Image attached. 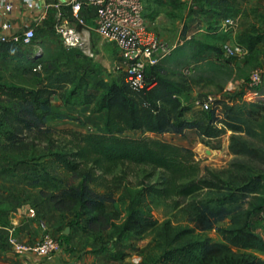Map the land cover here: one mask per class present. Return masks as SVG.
<instances>
[{"label": "rangeland", "instance_id": "obj_1", "mask_svg": "<svg viewBox=\"0 0 264 264\" xmlns=\"http://www.w3.org/2000/svg\"><path fill=\"white\" fill-rule=\"evenodd\" d=\"M152 1L155 10L165 11L171 7L173 12L169 15L173 22L179 23L177 32L174 27L170 29L173 38L167 39V42H177L178 45L160 64L176 79L192 77L195 81L181 97L190 107L185 118L194 119L199 112L204 111L201 102L208 95L217 97L212 107L219 117L214 125L223 128L221 135L210 137L203 135L199 129L189 128L181 134L167 132L158 136L186 147L193 153L197 174L179 183L205 182V187L191 195L170 190L160 196L157 189H164L169 184L168 173L161 168L128 162L119 164L109 173L93 164H80L77 170L72 171L65 168L57 156L69 154L73 160L76 159L73 156L75 148L64 139L72 136L59 132L50 135L32 133L21 144L22 149L9 152L30 166L33 174L31 181L37 179L50 194L59 195L60 191L68 187V183L78 185L86 177L93 189L109 196L107 211L112 213L116 221H120L122 214L119 212L129 205L156 220L155 226L140 234L124 231L119 225L103 230L97 228L99 222L93 221L91 234L106 243V248L114 250L112 252L116 259L122 260L123 264H156L165 249L198 238L205 240L207 245L224 244L226 241L221 229L238 226L245 221H249L264 238V188L258 192L244 190L248 183L264 175V87L260 89L259 96H254L247 85L251 72L264 65L261 59L264 57V44H259L250 54L228 57L223 53L218 58L214 53L201 52L195 43L201 40L224 47L227 43L238 42V34L244 30L255 27L258 32H264V0ZM223 15L233 17L236 25L228 29L220 26L221 22L217 18ZM55 16L52 14L36 30V38L31 44H23L16 51L0 48V85L17 84L38 88V85H44L41 79L48 75V65L58 73H74L76 80L81 75L92 80L97 77L107 81L125 78V65L120 51L110 40L95 34L91 19L87 22L92 27L87 29V45L70 48L55 30ZM40 63L42 68L39 70L42 72L38 74L34 67ZM61 85L51 94V102L61 118L49 120L47 126L80 133L95 131L91 125L79 121L84 116L81 113L83 104H78L77 99L65 102L71 96L75 84ZM82 92L83 89L78 93ZM5 98L0 94V106L11 104ZM248 109L254 111V115L246 120ZM231 124L238 127L236 131L229 126ZM124 134L143 136L131 130ZM4 142L2 140L0 148L7 151ZM62 201L65 208L63 214L79 227L88 224L89 218L95 215L94 210L83 208L78 200ZM222 204L230 209V213L216 221L212 228L201 230L197 225L206 222V217L200 216V211L207 205ZM109 222L107 219L106 223L101 224L107 226ZM232 250L237 255L264 258L255 249L233 247Z\"/></svg>", "mask_w": 264, "mask_h": 264}, {"label": "trees", "instance_id": "obj_2", "mask_svg": "<svg viewBox=\"0 0 264 264\" xmlns=\"http://www.w3.org/2000/svg\"><path fill=\"white\" fill-rule=\"evenodd\" d=\"M263 41L264 32H258L252 27L239 33L236 43L246 47L250 54ZM195 43L203 53L211 52L218 58L225 53L224 47L213 43L201 40H196ZM20 46L21 44L0 42V48L5 51L8 49L16 51ZM55 70L48 65L46 69L48 75L41 79L44 85L40 84L38 88H26L17 84L0 85V94L6 97V101L11 102L10 105L0 106V136L4 138L3 146L7 152L22 149L21 144L32 133L50 135L59 132L72 136L64 139L75 148L73 156L76 159L73 160L69 154L57 155L62 165L72 171L77 170L80 164H93L101 171L109 173L119 164L128 162L161 168L168 173L169 184L164 189H157L160 196L170 190L182 195H191L205 187V182L179 183L197 174V167L193 164V153L186 147L158 137L167 132L181 134L189 128L199 129L203 135L210 137H217L223 133V128L214 125L219 118L212 107L216 101L209 110L203 109L204 111L199 112L194 119L185 118L190 107L181 97L195 83L192 77L176 79L158 63L146 67L145 78L149 88L135 89L125 78L107 81L105 78L97 77L92 80L81 75L76 80L74 73H58ZM36 71L38 74L42 72ZM249 79L250 76L247 82ZM66 83H74L75 88L65 102L77 99L78 104H83L81 113L84 116L83 120L79 121L84 125H91L95 131L80 133L72 129H52L47 126L49 120L61 118L51 102V94L62 86L61 84ZM90 88L93 90L89 91ZM82 89L83 92L78 93ZM253 115L254 111L248 109L246 120ZM229 126L234 131L238 128L232 124ZM127 130L139 132L143 136L125 135ZM146 134L154 136L146 137L144 136ZM34 182L39 183L37 179ZM263 188L264 175L253 183H248L244 190L258 192ZM42 193L52 199L64 218L66 215L63 214L65 208L62 200L68 202L78 200L83 208L94 210L95 215L89 218L88 224L80 227L88 233L93 232L91 227L93 221L99 222L97 228L103 230L119 225L124 231L138 234L157 223L130 205L119 212L122 215L120 221H116L112 213L107 211L109 196L93 189L86 177L78 185L68 183V187L60 191L59 195L50 194L45 189ZM229 213L230 209L224 204L207 205L200 211V216L206 217V222L197 226H200L201 230L212 228L216 221L224 219ZM107 219L110 220L109 224L102 225L101 223H106ZM72 224H75V221L70 220L69 225ZM221 233L226 241L224 244L207 245L206 241L200 238L190 240L181 246L165 249L156 264H264V258L237 255L236 251L232 250L233 247L255 249L264 255V238L255 231L249 221L238 226L223 227Z\"/></svg>", "mask_w": 264, "mask_h": 264}, {"label": "built area", "instance_id": "obj_3", "mask_svg": "<svg viewBox=\"0 0 264 264\" xmlns=\"http://www.w3.org/2000/svg\"><path fill=\"white\" fill-rule=\"evenodd\" d=\"M18 1H23L30 9H41L40 20L45 21L55 14V30L70 48L87 45V29H92L87 22L91 19L95 34L110 40L120 51L125 65V80L135 89L149 88L145 78L146 67L160 63L178 45L177 42H167L149 29L145 0H0L1 43L29 45L36 38L35 26L26 23L18 27L11 19ZM219 21L225 29L236 25V20L230 16H222ZM224 51L228 57L249 53L246 47L237 43L225 44ZM41 68V63L34 67L35 70ZM247 85L254 96H259L260 89L264 87V65L251 72ZM216 99L215 95H208L201 102V108L209 110ZM30 213L35 216L34 209H30ZM7 242L17 253L30 251L47 258L62 247L60 238L49 233L36 244L22 242L13 235Z\"/></svg>", "mask_w": 264, "mask_h": 264}, {"label": "crops", "instance_id": "obj_4", "mask_svg": "<svg viewBox=\"0 0 264 264\" xmlns=\"http://www.w3.org/2000/svg\"><path fill=\"white\" fill-rule=\"evenodd\" d=\"M145 5L149 29L166 41L173 38L172 27L176 32L179 29V23L173 22L169 15L173 9L155 10L152 0H145ZM41 15V9H30L18 1L11 19L18 27L28 23L38 30L46 22L40 20ZM2 140L0 136V143ZM13 157L0 148V264H123L116 259L114 250L106 248L107 244L94 234L75 224L69 225L52 199L42 193L43 185L31 181L30 166ZM30 209L35 210V216ZM68 226L71 230L66 234ZM46 233L59 237L62 242L51 258L30 251L17 253L7 242L13 235L22 242L36 244Z\"/></svg>", "mask_w": 264, "mask_h": 264}, {"label": "water", "instance_id": "obj_5", "mask_svg": "<svg viewBox=\"0 0 264 264\" xmlns=\"http://www.w3.org/2000/svg\"><path fill=\"white\" fill-rule=\"evenodd\" d=\"M70 230H71V227L68 226V227L65 229L64 232H65L66 234H68V233H70Z\"/></svg>", "mask_w": 264, "mask_h": 264}]
</instances>
